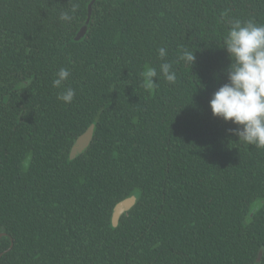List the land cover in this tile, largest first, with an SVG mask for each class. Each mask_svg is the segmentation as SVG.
I'll use <instances>...</instances> for the list:
<instances>
[{"label": "trees", "instance_id": "16d2710c", "mask_svg": "<svg viewBox=\"0 0 264 264\" xmlns=\"http://www.w3.org/2000/svg\"><path fill=\"white\" fill-rule=\"evenodd\" d=\"M235 19L264 24V0H0V264H264V149L209 107Z\"/></svg>", "mask_w": 264, "mask_h": 264}, {"label": "clouds", "instance_id": "9594fccd", "mask_svg": "<svg viewBox=\"0 0 264 264\" xmlns=\"http://www.w3.org/2000/svg\"><path fill=\"white\" fill-rule=\"evenodd\" d=\"M78 3H73L69 10L61 11L59 19L70 23L77 10ZM229 29L223 38L230 64L227 69V82L220 86L209 101L213 117L231 122L236 127L228 131L238 137L245 145L256 149H264V24L254 20H231ZM158 57L165 61L160 64V74L168 82L174 84L177 79L173 65L165 60L167 49L160 47ZM185 63L193 65L195 52L184 49L179 57ZM70 76L66 68H61L53 80L54 88H62ZM143 87L147 90L156 87L153 78L158 77L157 69L147 67L142 73ZM75 90L64 88L57 99L71 103Z\"/></svg>", "mask_w": 264, "mask_h": 264}, {"label": "water", "instance_id": "95a60500", "mask_svg": "<svg viewBox=\"0 0 264 264\" xmlns=\"http://www.w3.org/2000/svg\"><path fill=\"white\" fill-rule=\"evenodd\" d=\"M90 13H89V17L88 20L86 22V25L81 29L80 31V35L84 36L87 32V26L89 24L90 18H91V10L92 8L90 7ZM94 127L95 124H93L84 135H82L74 144V147L71 151V157L72 158H76L78 156H80L84 150L89 146V144L92 142L93 136H94ZM140 195L139 193H135L134 195H132L131 197L123 200L122 202H120L114 209L113 212V223L115 225H117V223L119 222V219L121 218V216L123 214H125L126 212H128L132 207H134V205L137 203L138 199H139ZM5 234V233H4ZM3 236H7L6 234ZM2 236H0L1 238ZM13 245V243H12ZM262 258V254L259 255V261Z\"/></svg>", "mask_w": 264, "mask_h": 264}, {"label": "flooded vegetation", "instance_id": "af4514ba", "mask_svg": "<svg viewBox=\"0 0 264 264\" xmlns=\"http://www.w3.org/2000/svg\"><path fill=\"white\" fill-rule=\"evenodd\" d=\"M73 147H74V146H73ZM72 149H73V148H72ZM71 151H72V150H71ZM5 234H6L7 236H3V235H5ZM5 234H4V232L1 233L0 236H2V237H1L0 239H2V238L9 239V240L11 241V247H12V240H11L10 236H9L7 233H5Z\"/></svg>", "mask_w": 264, "mask_h": 264}]
</instances>
